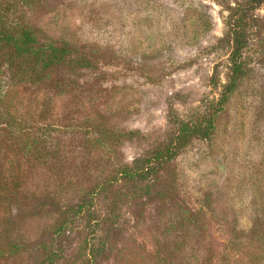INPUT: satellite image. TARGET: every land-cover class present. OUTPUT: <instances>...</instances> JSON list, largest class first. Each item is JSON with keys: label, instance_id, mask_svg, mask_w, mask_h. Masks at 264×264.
<instances>
[{"label": "rangeland", "instance_id": "rangeland-1", "mask_svg": "<svg viewBox=\"0 0 264 264\" xmlns=\"http://www.w3.org/2000/svg\"><path fill=\"white\" fill-rule=\"evenodd\" d=\"M249 1L0 0L4 22L71 50L30 84L0 48V264L56 250V264H88V215H70L83 198L94 219L114 201L120 216L90 264H264V2L247 13L241 72L222 95L230 18ZM209 119L207 138L156 167L150 193L108 184L181 121Z\"/></svg>", "mask_w": 264, "mask_h": 264}, {"label": "trees", "instance_id": "trees-1", "mask_svg": "<svg viewBox=\"0 0 264 264\" xmlns=\"http://www.w3.org/2000/svg\"><path fill=\"white\" fill-rule=\"evenodd\" d=\"M263 2L264 0H250L246 5L233 9L230 18V26L227 30V36L230 41V74L222 95L231 91L237 75L241 72L239 58L246 45L244 37L246 30L245 18L247 17V13ZM44 37L45 38L38 37L29 26L10 25L4 22L3 18L0 17V48L3 47L9 51L8 57L11 66L19 64V66L25 67L21 77L16 75L13 76L18 83L24 81L25 83L35 84L37 81H43L48 76L47 72L62 64L67 59L68 55L71 54V50L68 48L56 46L50 38ZM75 63L78 66L88 65L87 59L84 56H78ZM209 121L210 119L207 123H202L203 121L197 123L181 121L177 134L171 138L168 144L153 149L150 156L144 158L140 164L120 168L117 170L116 175L108 181V184L123 183L136 187V189L132 188L134 190L128 194L129 199H136L138 197V192L136 190L139 191L143 189L145 190L144 194L150 193L152 190L151 187H153L152 181L156 173V167L160 164H167L172 161L177 155V150L186 145L192 138H207L210 129L213 127L212 123ZM46 139L47 136L43 142V151L47 155L48 152L53 151L46 147ZM92 201V198H83L81 203L77 206V209L70 214L74 216L88 215V233L83 237V246L88 249V264L96 262L97 258L101 255L105 247L108 233L112 231V226L117 223L120 217L118 214V205L116 201H114L106 217L104 216V218L101 219L100 217L102 216L98 214V218L94 219L93 216H91V207H93ZM38 204L41 209L45 206H49V203H47L45 199L41 200ZM36 206L37 204H30V213L35 212ZM69 222L72 223V220H69ZM92 222L93 229H91ZM64 223L65 220L58 228V235H61L67 230L64 227ZM99 226H105V228L97 229ZM10 247V252L12 253L17 249L16 244H12ZM58 255L59 252L57 250L51 251V255L42 264H56L59 257Z\"/></svg>", "mask_w": 264, "mask_h": 264}]
</instances>
